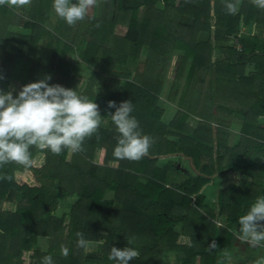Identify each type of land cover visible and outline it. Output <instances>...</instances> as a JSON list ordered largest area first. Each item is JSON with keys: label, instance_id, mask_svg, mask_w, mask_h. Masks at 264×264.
<instances>
[{"label": "trees", "instance_id": "1", "mask_svg": "<svg viewBox=\"0 0 264 264\" xmlns=\"http://www.w3.org/2000/svg\"><path fill=\"white\" fill-rule=\"evenodd\" d=\"M44 1L35 0L32 9L0 6V90L14 89L15 96L22 88L11 83L17 59L32 62L29 83L50 75V85L71 89L81 64L93 66L96 73L80 94L99 105L101 124L81 152L54 155L33 146L31 167H0V264H43L46 256L53 264H115L108 259L112 247L136 249L139 256L130 264H162L173 252L179 264H217L224 250L236 248L238 218L264 195V36L244 30L255 12L264 26V9L251 0H242L239 11L240 0H161L163 10L156 8L160 0H114L111 21L87 15L69 26L58 18L50 30L46 23L54 11ZM12 25L32 33H11ZM53 35L65 40L55 67L46 47ZM214 50L222 57H214ZM177 51L183 55L168 79ZM182 81L179 110L167 125L165 105ZM128 100L139 130L154 140L139 161H118L112 154L117 133L109 114L115 109L107 105ZM237 111L241 138L230 147L234 125L218 116L235 117ZM171 155L193 163L182 169V157L175 163L166 157ZM229 173L240 181L216 188L215 212L205 206L202 189ZM10 195L17 199L11 202ZM63 195L76 200L61 216ZM41 238L49 239L47 249ZM90 242L100 249L87 252Z\"/></svg>", "mask_w": 264, "mask_h": 264}, {"label": "clouds", "instance_id": "2", "mask_svg": "<svg viewBox=\"0 0 264 264\" xmlns=\"http://www.w3.org/2000/svg\"><path fill=\"white\" fill-rule=\"evenodd\" d=\"M254 6L264 9V0H251ZM31 0H0V6L22 8ZM98 5V0H53L52 9L56 16L69 26L83 21ZM230 13L236 7L228 4ZM2 79V77H0ZM51 76L22 86L14 96L13 90H0V167L9 163L31 167L35 161L31 148L60 155L67 150L69 155L83 150L86 139L99 130L101 114L99 105L77 90L59 84H49ZM81 84V83H80ZM107 107L115 109L110 119L117 133L113 157L116 160L139 161L149 154L154 140L143 135L139 122L131 115V100L119 105L109 101ZM238 231L234 235L252 249H264V195L255 198L246 212L238 218ZM83 243V241H81ZM210 247H216L213 242ZM139 256L131 247H112L108 255L115 264H130ZM43 264H53L50 256ZM252 264H264V255Z\"/></svg>", "mask_w": 264, "mask_h": 264}, {"label": "crops", "instance_id": "3", "mask_svg": "<svg viewBox=\"0 0 264 264\" xmlns=\"http://www.w3.org/2000/svg\"><path fill=\"white\" fill-rule=\"evenodd\" d=\"M43 3L52 9L53 0H45ZM241 3H242V0H240V2L238 4V8H237L238 11L240 10ZM34 7H35V0H31L30 5H26L22 8H19V9H32ZM156 8L158 10H163L164 9V3L160 0L157 3ZM255 8L256 7H254V10H255ZM93 9H94L93 12L88 13V15L95 16V17L100 18L102 20H109V21L113 20L114 16H116L115 14L117 12L115 5H114V0H98V5L95 6ZM256 9H258V8H256ZM258 10H260V8ZM145 16H146V5L141 4V6L138 10V18L143 19ZM258 17H259V14L255 12V14L253 16V20L251 21L250 25L245 28V30L248 31V33L251 35L263 37L264 36V26L257 22ZM57 20H58V17L56 16V14L53 13L50 16L48 22L46 23L47 28L51 30L53 25H56ZM79 23H77L76 25H78ZM9 31L11 33H14L17 35H22V36H29L32 33V31L30 29H27V28L21 27V26H17V25L16 26L15 25L10 26ZM90 38L91 39L93 38L92 35H88V39H90ZM64 43H65L64 39H62L58 36H55V35L51 36L48 39V42H46L47 50L50 53L49 54L50 65L52 67H55L57 65L58 59H59V57L62 53L63 47H64ZM84 45H86V43L81 42V47H83ZM216 51L214 52V57L216 56L218 58H221L222 57L221 52L218 50H216ZM80 54H81V52H80ZM80 54L78 53L77 57H78V59L81 60ZM182 55H183L182 52L177 51L175 53V56H174V59L172 62V64H174V65L172 67H174L177 64L179 57ZM10 68H11L10 69L11 83H18L21 86H24L25 84L29 83L30 75H31V69H32V62L31 61L26 60V59H17L12 63ZM95 73H96L95 67L90 66V65H86V64H81L72 89L77 90L78 86L80 85L78 91L81 93L83 87L86 85V83L89 81V79L95 75ZM106 79H107V76L104 75L101 78L99 85L101 86ZM182 85H183V87H182ZM13 88L14 87H12L11 89H13ZM181 88H182V90H181ZM180 90H181V92H183V90H184V81H182L178 84L177 92H176L177 94H176V96H174L175 98L173 97V102H170V103L165 105L166 111H165V114H164L162 120L167 125L169 123H171V121L173 120V118L175 117V115L177 114V112L179 110L178 103H179V99L181 96ZM220 117L221 116H219V118ZM260 122L262 124H264V117L260 118ZM102 123L107 125L108 120H103ZM231 123H232V125H234V128L231 130L230 138H232V141H233V137L235 136V139H234L235 142L234 143L237 145L240 142L239 138H241V133H240L239 129L241 128L242 124L239 122H235V121H233ZM232 134L234 136H232ZM230 138H229V141H230ZM99 155H100V151L97 150L96 155H95L96 161L98 160ZM176 157L177 158L182 157L183 159L186 158L182 155H176ZM187 159H188V162L190 163V165H192L191 161H190L192 159L191 158H187ZM192 163H193V160H192ZM229 175L231 177H229ZM234 176H235V179H234ZM227 177L228 178H226V180H224V183L222 184L223 187H227L232 183L238 184L240 181L239 175L237 173H229ZM211 184H208L209 187L206 186V188L207 187L208 188L207 189L205 188L206 190L204 189V191L208 192L209 190H211V187H213V185H214L213 182ZM108 194L110 195L109 198H111L112 193H108ZM63 196H66V195H63ZM66 197L68 199L69 198L70 199L76 198V197H69V196H66ZM210 198H211L210 199L211 203L213 205L211 206V208H209V207L208 208L214 210L215 212H218L219 205H218L216 200H213V199H215L214 194ZM74 202L75 201H73V203ZM73 203L69 204L68 207H70ZM205 206L207 207L208 205H205ZM99 244L100 243H97V242H90L89 243V245H91V248L94 249L95 252L100 249ZM170 254H174L175 257L169 256ZM260 255H264V249H260V248L252 249V248H249L246 244H242L240 241H238L236 243L235 250H233V251L224 250L222 252L221 257L218 260L217 264H252V262ZM199 262L200 261L198 260L197 264H199ZM179 263H180L179 262V253L173 252V253H168V257H164L162 264H179Z\"/></svg>", "mask_w": 264, "mask_h": 264}, {"label": "rangeland", "instance_id": "4", "mask_svg": "<svg viewBox=\"0 0 264 264\" xmlns=\"http://www.w3.org/2000/svg\"><path fill=\"white\" fill-rule=\"evenodd\" d=\"M93 10L94 9H92L89 13H92L93 12ZM245 30V29H244ZM246 31V30H245ZM248 32V31H247ZM216 50H214V52H215ZM217 52V51H216ZM216 57V56H215ZM174 64H172V66H173ZM171 66V72H170V74H169V76H168V79H170L171 78V76H172V72H173V69H174V67H172ZM251 69H250V67H248L247 68V70H246V72L247 73H249V71H250ZM182 87H183V85H182ZM181 90H182V88H181ZM181 90H180V92H181ZM177 92V89H176V91H175V93H174V96H176V93ZM164 97H163V99L165 100L166 98H167V95H163ZM175 98V97H174ZM171 102H173V101H171ZM167 103V102H166ZM170 103V102H169ZM179 108V107H178ZM219 116H221L220 117V119H225L226 121H230V122H233V121H235V122H239V123H241L242 124V118H241V113L240 112H236V115H235V117H230L229 115H225V114H219ZM218 116V117H219ZM167 121V120H166ZM217 123H215L214 124V128L215 127H217ZM232 136H234L233 134H232ZM230 138V137H229ZM239 138V137H238ZM234 139H235V136L233 137V141H232V138H230V141H229V146L231 147H233V146H235L236 144L234 143L235 141H234ZM239 141H240V138H239ZM238 141V142H239ZM233 142V143H232ZM167 158H172L173 160H174V162L175 163H179V159L180 158H177L176 157V155H171V156H166ZM166 157H163V159L164 158H166ZM158 164H161V162L160 163H158ZM189 162H188V159L187 158H185V159H183L182 158V161H181V164H179V165H181V167H182V169H184V168H187L188 166H189ZM228 176V175H227ZM229 177H231L230 175H229ZM226 178H228V177H226ZM226 178L225 179H219L218 181V185H213V187H211V190H209L208 192H206V191H204V189L206 188V186H208V185H206L203 189H202V194L203 195H205V200H204V203H205V205H208L207 207H209V208H211V206L213 205L212 203H211V196L214 194V196H215V199H213V200H216L217 201V198H216V188H219V187H223L222 186V184L224 183V180H226ZM186 179V177L185 176H182V178H180L179 179V181L181 182L182 180H185ZM234 179H235V176H234ZM227 183V182H226ZM212 185V184H211ZM209 187V186H208ZM207 187V188H208ZM206 188V189H207ZM205 189V190H206ZM204 191V192H203ZM110 195L109 194H107V197H109ZM66 196H62L61 198H60V200H59V207H58V210H57V214L58 215H63L66 211H68L69 210V208L70 207H68L69 206V204H71V203H73V201H75L76 200V198H72V199H68L67 197L65 198ZM193 198H194V196H193ZM196 198V197H195ZM17 198H16V195H10V197H9V200H11V202H14L15 200H16ZM69 200V201H68ZM66 201V202H65ZM71 201V202H70ZM214 202V201H213ZM218 221H220V220H218ZM221 223H222V220H221ZM179 228V230L181 229V227H178ZM39 245L41 246V247H43L44 249H47V247H48V245H49V239H46V238H41L40 239V241H39ZM100 245V244H99ZM101 246V245H100ZM99 246V247H100ZM98 247V246H97ZM86 250H87V252H95V250L94 249H92L91 248V245H89V244H87L86 245ZM169 256H171V257H175V255L174 254H170ZM164 257H168V253H166L165 254V256Z\"/></svg>", "mask_w": 264, "mask_h": 264}, {"label": "built area", "instance_id": "5", "mask_svg": "<svg viewBox=\"0 0 264 264\" xmlns=\"http://www.w3.org/2000/svg\"><path fill=\"white\" fill-rule=\"evenodd\" d=\"M218 224H219V225H222L221 221H218Z\"/></svg>", "mask_w": 264, "mask_h": 264}, {"label": "bare ground", "instance_id": "6", "mask_svg": "<svg viewBox=\"0 0 264 264\" xmlns=\"http://www.w3.org/2000/svg\"><path fill=\"white\" fill-rule=\"evenodd\" d=\"M66 198V197H65ZM70 199V198H69ZM69 201V200H68ZM66 202V201H65ZM71 202V201H70Z\"/></svg>", "mask_w": 264, "mask_h": 264}, {"label": "water", "instance_id": "7", "mask_svg": "<svg viewBox=\"0 0 264 264\" xmlns=\"http://www.w3.org/2000/svg\"><path fill=\"white\" fill-rule=\"evenodd\" d=\"M191 161V164H192V160H190Z\"/></svg>", "mask_w": 264, "mask_h": 264}]
</instances>
